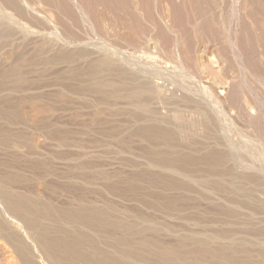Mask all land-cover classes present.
Here are the masks:
<instances>
[{"label":"rangeland","instance_id":"rangeland-1","mask_svg":"<svg viewBox=\"0 0 264 264\" xmlns=\"http://www.w3.org/2000/svg\"><path fill=\"white\" fill-rule=\"evenodd\" d=\"M69 52L74 55L72 62L46 63ZM100 61L114 69L102 74L112 83L153 89L152 98H145L148 114L136 118L125 96L112 99L110 107L77 89L68 91L70 84L78 88L87 83L85 76L72 78V72L82 73ZM12 67L25 76L19 88L11 83L0 88V99L16 100L19 106L23 123L12 128L40 146L52 139L39 126L48 121L52 128L64 129L66 139L78 145L73 148L92 156L97 167L111 176L147 167L144 154L153 146L132 136L134 127L144 123L173 127L177 115L195 123L194 130L183 129L189 131L187 137H194L193 145L181 144L179 150L188 153L197 146L224 153V171L230 172L226 181L235 176L232 181L237 179L234 183L244 189L237 185L240 192L220 193L201 184L197 192L189 193L195 200L184 210L191 217L186 221L183 214L153 211L132 199L123 200V207L141 209L160 226H170L171 235L210 237L224 230L218 245L249 240L254 255L264 248V0H0V76ZM0 125L6 128L3 122ZM184 131L179 133L183 138ZM93 138L98 141L91 142ZM46 147L47 153L51 147ZM132 160L134 165L127 163ZM35 189L42 192L43 186L37 183ZM219 205H234L237 217L220 216L215 210ZM18 223V233L32 251L38 250L33 251L38 256L36 240ZM161 236L166 242L172 239L169 234ZM3 240L0 264H20Z\"/></svg>","mask_w":264,"mask_h":264},{"label":"bare ground","instance_id":"bare-ground-1","mask_svg":"<svg viewBox=\"0 0 264 264\" xmlns=\"http://www.w3.org/2000/svg\"><path fill=\"white\" fill-rule=\"evenodd\" d=\"M73 57L70 52L62 53L50 57L46 63L65 62L66 64ZM96 63L90 66L88 63V67L85 66L87 68L82 73L72 72V78L85 76L87 83L78 88L70 84L68 91L72 93L77 89L82 95L96 97L98 103L108 106L112 105L110 104V101L113 102L112 99L125 96L130 103L132 102L133 114H136V118L139 119L142 114L147 113L145 98L154 94L153 89L149 91L146 88L148 91H143L135 87V84L133 87H128L117 84L118 82L112 83L102 74L114 69L105 62ZM16 68L12 67L2 72L0 88H5L8 83L14 85L15 89L24 85L25 76ZM17 104L16 100L14 102L10 98L0 99V122L6 125V128L0 127V238L5 240L20 264H264V248L257 250V254L254 255L252 250L249 252V240L247 242L240 240L237 245H218L220 237L224 236V230L216 231L210 237L198 233L171 235L174 231L170 226L162 227L161 224L152 221L141 209L128 206L125 208L122 205L123 200L132 199L142 204V207L145 206L153 211L170 215L183 214L181 216L186 221L190 216L184 210L191 208L195 200L189 196V193L192 191L194 193L201 184L205 183L207 187L209 184L211 189L220 193L225 191L236 193L244 189L239 183L240 185H237L242 187L239 190L236 182L234 183L237 179L232 181L235 176L229 182L226 181L228 179L226 176L229 177L230 172L228 173V169L224 171L223 165L226 159L224 153L210 149L202 151V148L197 146L190 152L187 151L188 153L179 150L181 144L193 145L194 137L191 134L187 137L189 133L185 134L189 131L185 133L183 129L194 130L195 123H188L184 120L185 117L177 115L173 119V127L167 123H156V125L144 123L133 126L131 135L153 146V149L143 153L148 160L147 167L127 175L121 174L120 171L111 176L97 167L99 164H96L92 156L89 158L85 152L77 150L78 145H74L76 139H71L74 140L73 144L70 139H66L67 132L64 129L52 128L48 121L40 122L39 126L46 130L52 139H45L44 142L43 139V145L40 146L34 144V139H28L22 132L14 130L13 126L23 123L17 111L19 108ZM180 131H184V138H187L180 136L179 133L182 134ZM111 135L113 138L116 136L113 133ZM114 140L119 145L123 143L119 139ZM90 141L97 142L98 138ZM46 143L51 147L47 153L44 152L47 151ZM74 146H77L76 150ZM127 163L134 165L133 160ZM192 175L198 178H193ZM255 181L254 184L257 183ZM37 183L43 186L42 192L36 191ZM167 191H174L176 194L168 195ZM247 198L244 199L249 203ZM234 205L233 207L219 205L215 210L219 215L222 214L232 220L237 217ZM189 219L191 220V217ZM18 222H21L30 236L36 240L37 244H35L40 251L38 256H36L38 250L34 248L36 249L34 253L33 248L27 245V241H24L20 232L18 233ZM163 233L169 234L172 239L167 242L161 240L160 236Z\"/></svg>","mask_w":264,"mask_h":264}]
</instances>
